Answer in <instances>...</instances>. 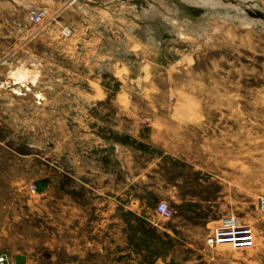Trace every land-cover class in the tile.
<instances>
[{
  "label": "rangeland",
  "instance_id": "1",
  "mask_svg": "<svg viewBox=\"0 0 264 264\" xmlns=\"http://www.w3.org/2000/svg\"><path fill=\"white\" fill-rule=\"evenodd\" d=\"M108 1L0 0V60L7 62L5 68L13 77L15 69H30L28 64L37 55L55 58L63 51L69 54L68 68L76 74L72 60L82 29L95 21L114 27L118 14L128 15L134 21H121V28H140L128 36L138 58L128 59V66H115L116 83L107 77L88 83L92 95L86 100L94 105L83 107L78 83H69V125H131L132 137L118 141L129 150L123 166L132 162L135 176L128 177L118 159L114 181H105L117 201L115 248L123 251L136 240L137 250L188 253L175 255L168 264H264V24H257L264 22V0H213L225 4L216 7L186 0ZM31 7L46 9L47 20L31 25L27 12ZM151 7L166 17L189 21L196 31L202 26V32L182 25V39L176 40L159 14L153 18L143 14ZM222 13L229 19L220 21ZM238 17L257 22L245 26ZM63 29L70 35L63 36ZM142 31L152 32L160 46L147 43ZM29 118L19 121L26 125ZM13 133L6 129V138ZM21 138L0 146V256L14 264L17 256L28 264H70L76 257L72 250L79 249L84 264H112L107 227L98 223L105 216L93 205L104 196L75 191L74 198L77 194L81 201L84 198L86 209L68 211L70 221L81 217L85 222L79 227L84 241L72 242L75 227L61 221L59 206L54 200L46 204L39 199L50 152L44 146L30 150L19 143ZM131 180L134 198L142 195L146 203L139 216L152 219L157 203H167L173 221L159 215L154 224L181 229L175 230L181 241L156 232L155 226L140 232V223L135 222L140 217L125 211V186ZM54 185L60 188L59 181ZM228 219L237 220L235 238L209 248L207 238Z\"/></svg>",
  "mask_w": 264,
  "mask_h": 264
},
{
  "label": "crops",
  "instance_id": "2",
  "mask_svg": "<svg viewBox=\"0 0 264 264\" xmlns=\"http://www.w3.org/2000/svg\"><path fill=\"white\" fill-rule=\"evenodd\" d=\"M113 1L118 2V0H109L107 4H113ZM114 15L112 13V16ZM116 18L117 23H114V27L108 28V25L98 24L95 21L96 23L91 28L82 29L80 42L76 44L77 55L74 59L76 61L72 60V63H75L77 67L76 74L68 68L66 62L69 61V54L63 51L56 52L55 58L52 54H46L45 57L37 55L36 59L28 64L30 69H15L12 72L13 77L9 75L11 72L5 68L7 62L0 60V146L10 144V138L13 139V142L15 137H24L19 140V143L28 146L30 150L37 149L38 146L47 147L46 149L50 152L47 163L50 167L47 168L46 181L43 183L44 188L41 189L38 186L39 199L42 198V202L46 204L54 200L55 205L59 206L62 211L61 221L64 220L69 226L75 227L71 229V232H76L74 236L70 237L72 242L84 241V236L79 233V227L83 226L85 222L84 218L81 217L71 218L70 221L68 211L80 213L81 210L86 209L83 202L84 198L81 201L79 194L74 198V193L75 191L77 193L79 191L86 193L87 191V194L93 197L104 196L99 198L100 201L96 200L93 205L97 207L101 215L104 214L105 216L100 218L98 223L100 226L107 227L105 231H107L110 246L108 251L110 263L168 264L175 255L183 257L188 253L181 254L175 249L159 253L154 250H137L134 249V244L140 241L136 240L131 242L130 247L123 251H117L115 248L117 201L116 196L111 198V186L105 181L108 180V183H111V179L114 181L118 159L122 166L126 164L125 156L129 150L118 139L132 137V131L128 130L131 125H69L68 123L70 81L78 83L77 90L84 100L83 107L91 106L94 102L86 100V95L89 97L92 95L88 83L104 82L106 77V81L116 83L118 80L114 76L115 66H128V59H133L134 56L138 58L137 54L132 52V45L128 36L135 35V30H140V28H121L123 26L121 21H134L128 15L118 14ZM143 23L147 24V20L140 24ZM141 34L145 35L144 39L147 43L151 42V45L160 46V43L156 42L157 39L152 36V32L142 31ZM150 36L151 38H149ZM154 41L156 44L153 43ZM58 49L64 50L63 48L55 50ZM21 66L25 65L20 64L19 67ZM18 75H23V78L21 79ZM37 96L40 97L38 101ZM6 113H8L7 117ZM15 113L18 115V119H9L12 114L14 117ZM21 116H31L26 125L19 121ZM37 116H39V120L38 118L32 119ZM6 129L14 131L9 139L5 136ZM29 157L31 158L32 155L30 154ZM70 163L74 167L72 170L69 168ZM132 164L130 162V166L127 168L123 166L126 170L128 169V177L130 178L135 176L133 172L137 171L134 169L135 166L132 168ZM141 179V174L137 172V186H141ZM71 180L73 183L69 187L67 182ZM58 181L60 183L59 198L57 196L59 189L54 185ZM100 182L104 183L99 187ZM133 186L132 180L125 186V211L139 216L141 211L146 208V203L142 195L134 198ZM112 190L117 191L115 187ZM140 191L137 189L138 194L142 193ZM154 215L152 219H144L140 216V218H135V222L140 223V232H143V227L146 228L147 225H150L156 227V232L166 233L172 239L179 241L183 239L175 232V230L181 229L175 228L173 230L172 227L162 228L155 225L154 221L160 216L156 212ZM127 218L134 220L133 217L126 215V220ZM172 218L173 216L165 220L173 221ZM162 219L164 220V218ZM132 220L131 222H133ZM71 255H76V260L73 258L70 264H84L82 251L79 249L72 250ZM24 259L25 264H28L26 258ZM31 262L32 260H30Z\"/></svg>",
  "mask_w": 264,
  "mask_h": 264
},
{
  "label": "built area",
  "instance_id": "3",
  "mask_svg": "<svg viewBox=\"0 0 264 264\" xmlns=\"http://www.w3.org/2000/svg\"><path fill=\"white\" fill-rule=\"evenodd\" d=\"M28 20L31 25H41L48 18V13L46 9L42 8H29L28 9ZM70 30L63 29L62 35L67 37L70 35ZM35 189L32 187L31 192L34 193ZM261 208H264V204L261 203ZM155 211L158 215H160L164 219H170L173 215L172 209L165 202L157 203L155 207ZM231 221L235 223L233 226L230 225ZM237 220L228 219L223 221L224 226L216 229L211 236H209L206 240V244L209 248H213L218 243L222 242L224 238H235V231L238 229V225H236ZM232 223V224H233ZM0 264H14L10 261L6 256H0Z\"/></svg>",
  "mask_w": 264,
  "mask_h": 264
},
{
  "label": "bare ground",
  "instance_id": "4",
  "mask_svg": "<svg viewBox=\"0 0 264 264\" xmlns=\"http://www.w3.org/2000/svg\"><path fill=\"white\" fill-rule=\"evenodd\" d=\"M71 1V0H70ZM186 1H188L187 3H189L190 5L191 4H193V5H202V6H205V7H208L207 5H210V6H213V7H216V6H223V5H225V4H220V3H218V2H214L213 0H186ZM203 4H205V5H203ZM225 7H230V6H225ZM211 8V7H210ZM233 8H235V7H233ZM212 9V8H211ZM236 10H239L238 8H236ZM240 11V10H239ZM145 16L147 15V16H149L148 18H153L152 16V14H154V15H157V14H159L160 15V18L165 22V23H167L168 25H169V27H170V30H171V32L174 34V36H175V39L176 40H178V39H182V36H183V28H182V25H186V26H188V27H195L194 28V31H196V25H194V24H190V22L189 21H186V20H184V21H179V20H177V19H175V18H171V17H166V16H164V15H161L155 8H153V7H151V9H149V10H146L145 11V13H143ZM217 16V15H216ZM237 16V15H236ZM207 17V16H206ZM205 17V18H206ZM209 17V16H208ZM211 17V16H210ZM219 18L218 19H220V21H225V20H228L229 18L227 17V16H224L223 15V13L222 14H220L219 16H218ZM242 17V16H241ZM236 18V17H235ZM239 18V17H238ZM233 19H234V17H233ZM241 18H239V20H240ZM253 22V21H252ZM250 22V20H247V19H245V20H243V22H242V20H240V24H242V25H245V26H249V25H254L256 22ZM257 24H260V25H263L264 24V22H261V21H259V22H257ZM202 26H200L198 29H197V31L196 32H202ZM188 30V29H187ZM148 32H150V31H148ZM150 34V33H149ZM149 42V41H148ZM157 42V41H156ZM174 42H175V40H174ZM153 43H155V41L153 42ZM161 43V42H160ZM172 43V42H171ZM170 43V44H171ZM156 44V43H155ZM158 44V43H157ZM20 78H23V75H18ZM25 76V75H24ZM235 224V223H234ZM228 226H230V225H228Z\"/></svg>",
  "mask_w": 264,
  "mask_h": 264
},
{
  "label": "water",
  "instance_id": "5",
  "mask_svg": "<svg viewBox=\"0 0 264 264\" xmlns=\"http://www.w3.org/2000/svg\"><path fill=\"white\" fill-rule=\"evenodd\" d=\"M15 264H25V259L23 256H17L15 258Z\"/></svg>",
  "mask_w": 264,
  "mask_h": 264
}]
</instances>
